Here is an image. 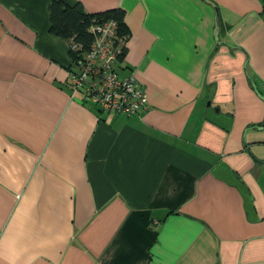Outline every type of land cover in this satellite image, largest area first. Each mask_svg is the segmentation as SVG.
Segmentation results:
<instances>
[{
  "label": "crops",
  "instance_id": "0c3cea01",
  "mask_svg": "<svg viewBox=\"0 0 264 264\" xmlns=\"http://www.w3.org/2000/svg\"><path fill=\"white\" fill-rule=\"evenodd\" d=\"M51 1L0 0V264H264L259 0H61L123 11L129 117L71 91Z\"/></svg>",
  "mask_w": 264,
  "mask_h": 264
},
{
  "label": "built area",
  "instance_id": "2783aa9c",
  "mask_svg": "<svg viewBox=\"0 0 264 264\" xmlns=\"http://www.w3.org/2000/svg\"><path fill=\"white\" fill-rule=\"evenodd\" d=\"M89 31L93 35L90 48L71 63V91H82L86 101L107 114H137L145 106V96L134 76L119 74L118 58L127 39L120 35L117 21L94 22Z\"/></svg>",
  "mask_w": 264,
  "mask_h": 264
},
{
  "label": "trees",
  "instance_id": "16d2710c",
  "mask_svg": "<svg viewBox=\"0 0 264 264\" xmlns=\"http://www.w3.org/2000/svg\"><path fill=\"white\" fill-rule=\"evenodd\" d=\"M48 13L50 20L49 31L54 36L68 41L71 63L81 59L83 54L90 48L93 35L89 29L94 22L113 18L118 23L120 35L126 39L128 38L123 11L120 9L88 13L79 4L68 5L61 0H52L48 5ZM72 45H75L76 48L73 49ZM125 48L126 46L122 47L119 60L124 56Z\"/></svg>",
  "mask_w": 264,
  "mask_h": 264
},
{
  "label": "water",
  "instance_id": "95a60500",
  "mask_svg": "<svg viewBox=\"0 0 264 264\" xmlns=\"http://www.w3.org/2000/svg\"><path fill=\"white\" fill-rule=\"evenodd\" d=\"M259 2L261 3L262 10H264V1L259 0ZM218 24H219V18L216 16V18H215V36L216 37H217V33H218Z\"/></svg>",
  "mask_w": 264,
  "mask_h": 264
}]
</instances>
